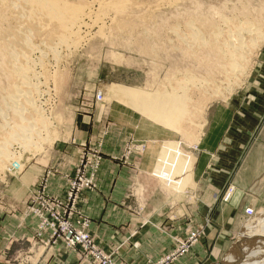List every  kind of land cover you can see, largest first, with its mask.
I'll list each match as a JSON object with an SVG mask.
<instances>
[{"label":"rangeland","instance_id":"374dc122","mask_svg":"<svg viewBox=\"0 0 264 264\" xmlns=\"http://www.w3.org/2000/svg\"><path fill=\"white\" fill-rule=\"evenodd\" d=\"M183 1L184 3H182ZM188 1L191 2V4H189V2L185 4L187 0H182L180 2L183 5L179 2L176 5H171L166 11L149 10L148 12L142 13V21L147 25L160 23L159 21H169L168 24L171 25L176 21L175 19L169 18L172 15L171 12L173 9L176 6L188 7L187 4L191 7L192 0ZM194 1L196 4L192 5L193 9L195 6V8L198 9L199 6L200 9L198 11L202 10L200 11L201 14H203L204 11L207 13V8L209 6H214V8L218 9L222 8L224 12H231L234 6L233 9L240 8L238 0H219V2L218 0L217 2L216 0H193V2ZM242 1L248 4L247 6L250 10L257 9V4L259 5V3L262 2V0ZM221 2L222 4L224 2L226 7H223V5L220 4ZM153 9L155 10V8ZM190 9H192V7ZM179 13L182 16V14H185V10H181ZM210 13L207 14L210 15ZM108 21L109 20H106V22L104 21V29L102 28L99 30L100 25L95 24L93 26L94 28L92 27L93 30L89 28L85 30L87 33L84 31L85 33L81 34L82 42L78 43L73 51L71 50L67 53L71 57H68L66 53L62 55L64 62L65 60L68 62L66 61L64 63L61 59V61L55 63L49 59L46 61L47 64H45L44 68L43 66L36 68L35 71H39L38 74L40 75V79L42 78L38 81L43 86L46 85L45 88L41 85V91L43 93L41 96L42 99H36L38 102V104H36L41 107L42 115L46 118L45 120L50 127L41 137L42 139L49 138L47 142L44 140L39 142L40 144L38 143L39 145L36 147L38 149L28 148L25 151V148H16L19 147L17 144H14V146L12 145L13 147H11L13 150L11 149L10 151L14 153L13 157H11L14 159L13 161L11 158L0 161V177H4L5 175L18 177L29 165L35 162L43 164L44 161L53 159L51 153L55 151L60 143L69 139L70 129L72 128L75 118L91 111L92 114H99V124L104 132L103 137L105 133H107L105 131H108L109 127L110 129L113 128L115 124V126L119 128H137L135 131L136 136L134 137L136 140L140 138L139 127H146L147 132L151 129H158L159 132L163 131L166 135L170 136H164V138L176 140L174 142L162 143L163 149L161 154L166 148L170 150L169 148L172 146L179 149L180 152H183L185 156L184 165L176 168L177 173L182 176V179L180 176H177L178 178L180 177L179 179L174 177L176 184L171 186L164 182L161 177L162 183L160 181L157 182L156 188L165 196L169 198L175 197L176 200L179 201L188 189L194 190L195 193H200L194 183L196 181L194 179L195 174L194 172L189 174L187 172V166H192L193 163H191V160L193 159L196 163V155L200 151L202 136L208 131L204 144L211 151L209 152L210 154L204 156L205 159L217 161L218 158L216 157L215 151L220 147L225 148V146H227L224 150H220V152H222L220 162L222 161L226 166H216L209 169L211 175H218L219 170H221V173L225 174L224 188L219 202L229 203L228 206L239 208L242 202L241 196H244V192L247 191L248 193L251 192L259 195L260 198L264 199V174L255 177L252 171L256 170L258 163L257 157L264 159V148H258V145H264V135L254 134L237 137V132L230 128V125L236 122L233 118L235 113H238V111L242 109L246 101L251 102L257 98H264V41L248 58L246 68H244V71H241L242 73L240 72L241 76L239 73H235L230 79V82L224 83L223 86H221L220 92L222 95L206 98L204 95H201L196 88L190 86L192 80L203 70V67L198 68L197 62L184 57L179 50H172L170 48L163 51L159 50L158 45H153L154 50L157 51L156 54H147L140 49L139 36L136 33L126 35L118 34L116 33L118 26L111 25L112 23ZM121 36L128 37L124 40V38L121 39ZM150 43L153 44V42ZM52 62L54 63L52 64ZM45 69L46 72L49 71L50 73H44ZM187 71H191V76L187 75ZM45 74L46 76H44ZM0 78L2 84L4 77L1 76ZM45 79L47 80L45 81ZM177 81L187 82L185 88L186 90L188 89V92L186 96L188 95L190 97L191 105L193 102L195 109L196 107H201L203 110L199 114H195L190 121H186L179 115L174 116L172 117V124L168 125V123L160 121L157 117V112H147V109H149V101L151 98L158 96L160 90L162 91L164 89L166 93L169 92L167 94H171V92L177 93L178 96L182 97V93L178 92L177 89L173 91ZM1 84L0 89L4 87V84ZM119 89L120 92H118ZM97 95L101 96V100L97 101L95 99ZM178 99L177 97L175 102L180 103V99ZM172 104H174V102ZM111 106L118 107L114 115L108 113ZM191 108L192 107L189 105V109ZM106 114H108L109 117L105 116L101 119V117ZM239 121L242 123V120ZM178 122H180V124ZM117 131L119 133L120 129ZM131 131L134 132V130ZM118 133L114 132L113 134L116 137ZM240 140H243L245 145H247L242 154L235 151V149L239 148ZM230 142L234 144L231 146L229 145ZM92 144L86 143L83 146L76 147L78 150V152H76L77 164L71 176L67 178V188L63 201L47 196L44 192V187H40L38 191L31 194L28 198L26 203V214L33 217L36 221L35 239L37 241H40L43 237H47V240L51 243H62L68 251L76 253L80 264H99L97 261L102 256L106 257L111 264H124L121 261H116L112 253H107L97 245L89 234L90 220L76 213V205L80 195L84 192L97 191V175L102 161L112 160V156L104 152L103 139H100V141L96 140ZM140 150L142 151V146L137 143H131V145L128 142L127 144L124 143L121 148L122 153L115 161L121 166H125L130 160L129 156L138 155ZM17 160L18 162H15ZM20 168L22 169L20 170ZM183 178H185L184 181ZM181 181L183 182L181 183ZM242 182L243 185H241ZM238 183H240V185H238ZM248 184L250 187H248ZM245 186L248 188L247 190L243 189ZM38 196H40L41 200L47 202L55 212V220L44 214L47 229L39 228L40 220L35 213L32 212V208L37 207L34 202ZM231 197L233 198L232 203L229 202ZM247 205L254 206L255 208V210L251 207L244 209V215L249 220L253 219V224L249 225L248 230L242 232L241 235L236 236L235 232H226L223 234L219 250L220 253L225 252L220 262H222L223 257L228 251V256L231 255L236 258L240 256L239 250H243L245 246L246 248H250L256 239L261 240V236H264V231L262 232L259 229L255 237H249L260 228L262 224L264 225V200H260L256 206L254 204L252 205V202H248ZM247 209L253 212L251 217L246 215L245 211ZM49 224H53V227L49 228ZM53 231H55L54 234ZM77 232H83L87 235L92 246L97 251L96 258L77 242V245L73 243L72 239ZM192 234L194 235V241H190ZM203 237V231L194 229V231L188 234L183 243L178 244L177 248H175L172 253L151 264H170L174 258H179L187 253L191 246L198 243ZM245 239H248V242ZM247 261L250 264H260L264 262V258L259 257L256 260L248 259Z\"/></svg>","mask_w":264,"mask_h":264},{"label":"crops","instance_id":"0c3cea01","mask_svg":"<svg viewBox=\"0 0 264 264\" xmlns=\"http://www.w3.org/2000/svg\"><path fill=\"white\" fill-rule=\"evenodd\" d=\"M249 102L246 101L235 113L233 118L236 122L230 125L237 132V137L264 135V98ZM117 108L111 106L108 113L116 114ZM105 116L109 117L106 114L101 119ZM99 120V114L91 111L76 117L69 139L51 153L53 159L29 165L18 177H0V264H80L76 253L68 251L62 243H51L47 237L40 241L35 239L36 221L26 214V203L40 187H44L47 196L63 201L67 178L77 164L76 147L100 139H103L104 152L112 156V160H103L100 165L97 191L82 193L76 205V213L90 220L89 234L97 245L124 264H151L172 253L196 229L203 231L204 237L170 264L219 263L225 252L220 253L219 250L223 234L235 232L238 236L248 230L253 219L249 220L244 215V209L251 207L255 210L254 206L247 205L248 202L256 206L264 200L247 191L244 196L240 195L242 202L239 208L219 202L225 174L219 170L218 175H211L209 169L226 166L220 162V150L227 146L215 151L217 161L205 159L204 156L211 151L204 144L208 131L205 132L196 163L191 160L194 183L200 193L188 189L178 201L156 188L157 182L162 183L159 175L162 143L176 140L164 138L170 136L158 129L147 132L146 127H139L140 138L136 140L137 128H119L115 124L105 131L106 137H103ZM114 132L118 133L116 137ZM127 142L130 145L137 143L142 146V151L138 155H130L128 163L121 166L115 160ZM246 147L240 140L235 151L242 154ZM258 148L263 149L264 145H258ZM257 161L256 170H252L255 177L264 174V159L257 157ZM243 189L248 188L245 186Z\"/></svg>","mask_w":264,"mask_h":264},{"label":"bare ground","instance_id":"6f19581e","mask_svg":"<svg viewBox=\"0 0 264 264\" xmlns=\"http://www.w3.org/2000/svg\"><path fill=\"white\" fill-rule=\"evenodd\" d=\"M180 1L182 0H0V75L4 77L2 83L4 87L0 89V161L13 157L14 153L10 150L14 144L19 145V147L16 145V148H25L26 151L28 148H36L42 140L48 141L49 137L46 139L41 137L50 127L36 101L40 100L43 94L42 84L39 82L42 78L40 79L39 71H35L36 68L42 66L44 68L49 59L55 63L61 61L64 53L73 51L78 43L82 42L81 34H84L85 30L89 28L91 30L95 24L100 25L99 30L104 29L106 20H109L111 25L118 26L116 29L118 34L136 33L139 36L140 49L147 54L157 53L153 45H158V49L162 51L168 48L181 51L184 57L197 62L198 68L203 67L202 72L192 80L190 86L196 88L206 98L220 95L221 86L230 82L235 73L240 75V72L244 71L248 58L264 41V0L259 5L256 3L261 7L256 6L255 10H250L248 4L242 0H238L240 8L233 9L234 6L231 12H224L222 8L208 5L207 13L211 12L210 15L205 11L206 14L204 12L201 14L202 10L198 11L199 6L198 9L196 6L193 9L192 5L196 4L193 0L192 9L189 7L191 2L187 0L185 4L188 2L189 4L185 7L182 6L184 1L182 3ZM179 2L183 8L173 7L171 12L173 16L169 15V18L176 20L175 23L171 25L168 24L169 21H159L160 23L154 25L143 23L142 13L149 10L166 11L171 5ZM224 4L223 2V7ZM181 10H185L182 16L179 13ZM126 37L128 36H121V39L125 40ZM187 75L191 76V71H187ZM185 81H177L173 88V91L177 89L181 92L182 97L177 93L167 94L169 92L166 93L164 89L160 90L158 96L152 97L149 101L147 112H157L160 121L168 125L172 124L174 116L179 115L190 121L195 114H199L203 108L195 109L193 102L191 105L190 97L186 96L188 89L185 88L187 85ZM177 97L180 103L175 102ZM169 149L166 148L159 154L161 155L159 175L164 182L173 186L176 184L174 177L182 179L176 168L184 165L185 156L174 146ZM187 167V172L191 174L192 166ZM259 229L263 232L264 225L262 224L249 237H255ZM261 237V240L255 238L254 244L246 248L245 257L240 264H250L248 259L264 258V236ZM234 260L235 257L231 255L227 257L228 263Z\"/></svg>","mask_w":264,"mask_h":264},{"label":"built area","instance_id":"2783aa9c","mask_svg":"<svg viewBox=\"0 0 264 264\" xmlns=\"http://www.w3.org/2000/svg\"><path fill=\"white\" fill-rule=\"evenodd\" d=\"M95 99L97 101L101 100V96L97 95L95 97ZM34 204L37 205V207L32 208V212L35 213V215L39 218L40 220V225L39 228L40 229H47V223H46V219L44 218V214L48 215L50 217H52L54 220L56 219L55 217V212L54 209L45 201L41 200L40 196H38L35 199ZM246 215L248 217H251L253 215V212L250 209H247L245 211ZM53 224H49V228H52ZM55 233V231H53V234ZM73 243L75 245L76 242L81 245L85 250H88L90 252V254L93 257H97V251L96 249L92 246L91 242L89 241L87 235H85L83 232H77L75 233L74 237H73ZM190 241H194V235L192 234L190 237ZM99 264H111L110 261L108 259H106V257L102 256L100 259H98L97 261Z\"/></svg>","mask_w":264,"mask_h":264},{"label":"water","instance_id":"95a60500","mask_svg":"<svg viewBox=\"0 0 264 264\" xmlns=\"http://www.w3.org/2000/svg\"><path fill=\"white\" fill-rule=\"evenodd\" d=\"M245 240L248 241V239H245ZM244 252H246V246H245V248H243V250H239L240 256L236 257L234 261H231L228 263L227 262V257L229 255V251H228V253L223 257L222 262H220L218 264H240L245 257Z\"/></svg>","mask_w":264,"mask_h":264}]
</instances>
